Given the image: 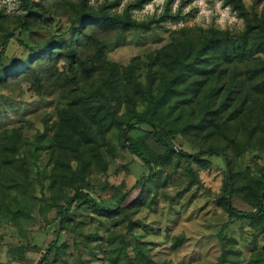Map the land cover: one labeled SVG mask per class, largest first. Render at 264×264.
Here are the masks:
<instances>
[{
    "label": "rangeland",
    "instance_id": "obj_1",
    "mask_svg": "<svg viewBox=\"0 0 264 264\" xmlns=\"http://www.w3.org/2000/svg\"><path fill=\"white\" fill-rule=\"evenodd\" d=\"M244 2L249 10L264 19V0ZM88 3L96 8L108 4V10L115 13L128 8L138 20L158 21L153 22L151 30H133L109 36L112 39L106 50L107 58L120 66L121 73L134 60L138 78L144 83L148 81L150 67L152 72L157 71V77L161 73L162 66L156 57L171 42L172 35H179L177 31L183 27H191L193 33L210 27L229 30L233 36L247 33L244 17L223 0H145L139 6L134 5L136 0H88ZM166 10L168 14H164ZM22 11L23 0H0V12L8 17ZM56 16L64 27L69 24L67 15ZM250 33V37L246 36L248 42L243 45L241 57L228 58L227 51L222 48L202 55V73L194 72L192 76L199 79L208 76L207 87L212 83L220 87L212 102L217 113L208 114L175 138L176 145L188 152L198 151L202 143L224 144L235 170L245 183V172L260 176L264 171V44L256 32ZM31 54L33 52L16 39L11 40L6 51L8 58L19 61H26ZM151 54L155 58L152 66ZM159 82L156 79V88ZM230 87L233 89L229 94ZM130 88L128 96H120L115 102L119 114L134 107L147 110L151 105L147 95ZM205 91L206 86L201 92L203 96ZM200 94L198 92L193 104L184 109V114L200 117L204 108V97ZM226 95L229 98L221 104L220 100ZM57 102V94L40 95L25 84L14 89L0 88V112L6 109L13 116L15 110H20L19 116L24 118V122L19 125L23 124V132L30 136L44 127L45 115L50 116L52 124ZM246 111H250L248 115ZM106 125L104 122L100 127L105 130L102 151L106 166L97 165L91 156L93 151H89V156L96 163L88 174L91 185L86 190L102 204L114 207L126 188L150 170L141 158L122 145L119 128L111 125L106 129ZM141 126V130L133 133L134 137L147 142L159 157V163L154 165V174L146 182L149 191L140 194V190H134L130 195V199L139 196V202L129 208L132 221L124 219L121 214L105 216L86 203H77L68 221L78 231L62 230L60 243L68 247L57 264H116L111 251L121 239L128 243L132 264L140 263L139 245L159 264H218L222 252L226 257L224 264H261L264 220L230 217L222 197L226 168L222 158L213 155L199 164L180 160L177 155H167L145 132L149 125ZM224 131L231 137L235 136L242 148H236L230 138L223 135ZM48 134H53V130L50 129ZM41 155L38 167H28L29 182L34 187L28 193L12 189L6 196L7 200L18 196L25 202L16 221H6L3 219L5 214L0 213V260L3 264H36L55 237L59 220L57 211L41 199L52 195L50 191L43 190L37 178H44L45 171L53 170L58 174L56 197L73 192L69 187L62 190L60 186L62 168L58 164L63 156L61 147L54 145L42 151ZM2 156L0 144V158ZM12 168L21 174L20 185L26 184L24 172L20 168ZM247 191L243 189L235 194L233 202L240 209L253 210L256 197ZM144 193L148 195L145 197ZM7 200L3 202L6 204ZM224 224L228 227L221 236L219 232ZM117 264H126L125 259L118 260Z\"/></svg>",
    "mask_w": 264,
    "mask_h": 264
},
{
    "label": "trees",
    "instance_id": "obj_2",
    "mask_svg": "<svg viewBox=\"0 0 264 264\" xmlns=\"http://www.w3.org/2000/svg\"><path fill=\"white\" fill-rule=\"evenodd\" d=\"M144 1L136 0L134 5L139 6ZM223 1L244 17L247 33L233 36L229 30L214 27L193 33L190 31L191 27H183L177 31L179 35H172L171 42L156 57L162 66L159 78L157 71L152 72L150 67L147 83L138 78L134 60L121 73L120 66L107 58L106 50L112 39L109 36L133 30H151L154 28L153 22H158L157 20H138L128 8L122 13L110 12L108 4L96 8L88 0H23L21 13L8 17L0 12V88L14 89L25 84L28 89L40 95H58L54 121L50 124V116L45 115L44 127L38 128L32 136L23 132V124L19 125L24 122V118L19 116L20 110H15L13 116L6 109L0 112V144L3 154L0 158V213L5 214L3 219L6 221H16L25 202L18 196L7 200L8 191L25 190L28 193L34 187L29 182L28 167H38L42 151L54 145L61 147L63 151L58 164L62 168L61 189L69 187L73 190L71 194L65 192L61 198H57L55 185L58 174L53 170L45 171L44 178H37L43 190L50 191L52 195L42 196L41 199L56 208L59 220L55 237L36 264H57L63 259L62 254L68 246L60 243V234L63 229L78 231L69 224L68 219L79 202L88 204L102 215L112 217L121 214L124 219L132 221L129 208L139 202V196L130 199V195L134 190H140V194L149 191L146 182L154 174V165L159 163V157L147 142L138 141L134 137L133 133L142 129L141 124L149 125L145 132L167 155H177L180 160L199 164L208 161L213 155L221 157L226 167L222 197L230 217L264 220V171L260 176L245 172V183L235 170L224 144L202 143L198 151L188 152L175 143L176 136L190 125H197L212 112L217 113L212 102L220 87L214 83L207 87L208 76L203 79L192 76L194 72L202 73V55L222 48L227 51L228 58L241 57L243 45L248 42L246 36L250 37V32H256L260 42L264 44V19L257 12L249 10L244 0ZM164 14H168V10ZM56 15L66 16L69 24L64 27ZM12 39L33 52L26 61L7 57L6 51ZM154 60V54H151L150 66L154 64ZM156 79L160 80L157 88ZM205 86L207 91L203 96L201 92ZM130 87L138 94L147 95L151 105L147 110L141 111L134 107L119 114L115 102L120 96H128ZM231 87L229 94L233 89ZM198 92L204 97V108L200 117L194 118L183 111L193 104ZM228 98V95L222 98L221 104ZM249 112L246 111V115ZM104 122L107 123L106 129L111 125L119 128L122 145L141 158L150 170L126 188L114 207L102 204L86 190L91 185L87 177L92 165L97 162V165L106 166L102 151L105 130L100 129ZM50 129L53 134H48ZM223 135L230 138L236 148H242L235 136L231 137L225 131ZM89 151H93L91 156L96 162L89 156ZM12 167L24 172L22 175L27 179L26 184L23 182L20 185L21 174ZM243 189L254 193L256 197L253 210L240 209L233 202V196ZM144 195L146 197L148 194ZM5 200L6 204L3 202ZM227 227L228 224L221 227V236L225 234ZM137 251L139 264H159L142 246H137ZM224 253L222 252L218 264L225 263ZM111 258L116 264L121 259H125L126 264H132L133 259L125 239H121L113 247ZM260 261L264 264V254ZM0 264H3L1 260Z\"/></svg>",
    "mask_w": 264,
    "mask_h": 264
}]
</instances>
